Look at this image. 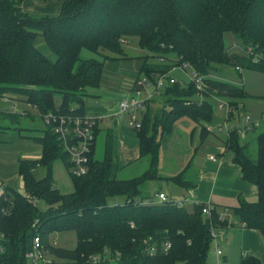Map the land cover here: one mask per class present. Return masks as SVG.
<instances>
[{
    "label": "trees",
    "instance_id": "1",
    "mask_svg": "<svg viewBox=\"0 0 264 264\" xmlns=\"http://www.w3.org/2000/svg\"><path fill=\"white\" fill-rule=\"evenodd\" d=\"M23 1L0 0V95L14 94L40 116L48 112L85 115L86 88L99 86L105 62L81 59V50L107 51L121 56L104 55L106 59H122V42L131 37L138 38L139 46L150 56L169 62L149 64L146 56L141 73L151 81L186 64L203 77L204 90L200 93L191 81L167 85L164 105L153 125L147 104L142 127L134 130L140 157L148 159V167L137 177L113 175L111 140L105 158L94 157L95 130L87 153L88 170L80 177L73 176L74 191L69 194H62L52 181L54 161L62 158L71 165L68 154L52 128L45 125L43 134L33 137L42 147L41 158L19 160L18 174L25 193L9 185L11 211L7 215L1 211L6 202H0V243L4 246L0 263L28 264L25 255L34 236L39 235L47 253L66 260L63 264H209L213 229L233 224L215 209L212 219L207 218L202 212L204 203L188 208L172 199L159 201L155 195H144L143 189L148 181L161 178L160 138L173 131L177 120H210V96L229 99L237 110L238 102L249 97L244 85L232 81L227 70L242 64L264 71V0H41L61 2L58 14L41 16L24 11ZM39 35L45 38L53 58L36 46ZM229 35L241 47H251L252 55L230 52L226 44ZM56 95L62 98L59 106ZM19 116L0 114L12 122ZM208 131L203 126L202 135ZM256 132L259 130L249 133ZM249 137L242 140L233 129L226 138L243 179L258 188V200L241 198L233 213L246 228L258 230L264 238V128L257 135L256 160L249 152ZM39 167L48 172L42 179L35 174ZM170 179L181 185L185 182L183 174ZM116 197L124 201L109 203ZM62 232L75 233L73 249L51 243V236ZM241 264L263 263L247 256Z\"/></svg>",
    "mask_w": 264,
    "mask_h": 264
},
{
    "label": "rangeland",
    "instance_id": "2",
    "mask_svg": "<svg viewBox=\"0 0 264 264\" xmlns=\"http://www.w3.org/2000/svg\"><path fill=\"white\" fill-rule=\"evenodd\" d=\"M38 1L34 0L33 2ZM40 1V0H39ZM45 2V1H44ZM53 2V1H50ZM55 2V1H54ZM60 2V1H59ZM226 44L228 47H232L233 44H238L232 37L229 35L226 38ZM36 46L46 53L50 58L54 57V54L47 48V44L45 38L42 35H39L36 39ZM122 47L124 50V58L117 61L118 63H113L107 66L106 71H104L103 76L105 79L113 76V72L116 73V78L118 79V88L119 91L111 92L109 91L108 86L100 85L98 87H87L85 96L86 101L89 103H93L95 101H110V102H118L123 96V89L125 88L124 79L129 78L134 73L135 77L146 78L147 81V90L142 91V95L139 98H144L145 93L151 96L149 100V109L151 111L152 117V125L154 122V118L159 109H161L164 105V88L157 92L155 83L150 80L146 74H140V66L144 60H146V56H149L148 63L149 64H157V63H169L167 61H161L157 57L150 56V53L147 50L142 49L138 44V38L131 37L128 38L127 41L122 42ZM238 50V51H236ZM230 52H237L239 55H245L239 49L229 50ZM233 52V53H234ZM104 55L108 56H121L114 55L107 51H100V53H96L94 51L88 49H82L80 52L81 59H96L98 61H104L105 63L110 62V60L106 59ZM115 62V61H112ZM135 62H138L136 65ZM240 65L236 64L235 66ZM243 68V74H239L235 72L234 67L228 68L229 78L236 82L239 79V76H245L244 88L247 91L249 97L246 98L243 102L239 101L240 109H233L232 115L228 119V124L233 127L238 125L242 120V116L245 114L246 116H252L253 118L260 117V115L264 116V71H258L253 66H249L250 68ZM178 66L170 68L167 73L179 83L189 82L188 78L182 72ZM115 69V71H113ZM113 71V72H112ZM190 72V70H188ZM133 75V76H134ZM156 82V79H155ZM167 86V85H166ZM113 94V95H112ZM134 94V91H133ZM8 96L12 97L10 102L0 103V110L3 112L9 113H17L23 117H27L24 122H22L21 126H17L12 121L7 122L8 125L6 128H0V176H14L16 178V188L24 194L23 181L22 178L18 174V166L19 160L23 159L24 153L29 151V147H32V143H28L23 140L25 136L38 135V133L34 132L35 125L41 124V120L36 117V121L31 120L29 117L30 112L33 115H37L38 111L23 102H20L19 99L14 95ZM134 96V95H133ZM211 98L209 101L212 104V117L208 121H202L197 123L193 121L189 117H182L176 121L173 131L164 135L161 140V146L159 151V174L167 175L173 173L175 176L178 174L190 173V159L194 153V151L198 150L199 154L202 153L205 149V144H201V133L203 126L210 130L209 133L213 137H224V133L220 130V127H224L227 119L228 111L226 108H220V102H230L229 99L225 97H215ZM62 102V98L60 95H56L55 103L59 106ZM246 109L244 110V106ZM25 113V114H23ZM8 118L5 120V122ZM126 124L128 120H125ZM35 123L32 124V123ZM26 126H25V124ZM29 124V125H28ZM3 124H0V127ZM23 129H20V128ZM129 128V127H128ZM262 129L259 130L262 131ZM153 131V129L151 130ZM259 132L248 135V141L250 144L249 152L252 159H257V135ZM158 138L160 137V132L157 134ZM226 138V137H225ZM110 140V139H109ZM108 144V136L106 132L100 131L97 136L96 150L94 157L99 160H103L105 158V151ZM148 159L142 161L143 164L147 163ZM142 163H139L142 165ZM148 167V164H147ZM71 165H68L66 161L62 158H58L54 161L52 165V181L54 185L59 189L62 194H69L74 191L73 184V175L70 171ZM141 167L136 168L137 170ZM135 170V168H133ZM47 170L44 167H39L35 170V174L38 179H42L47 175ZM138 172L137 174H139ZM160 187H163L164 191L167 193V196L170 199H174V201L183 200V196L179 193L181 192V186L174 183V181H170L166 178L162 179H152L148 181L144 185L143 193L144 195H154L156 191L159 190ZM171 189V190H170ZM173 189V190H172ZM180 197V198H178ZM32 202L37 203V201H33V198H30ZM124 201L123 197H116L109 199V203H122ZM39 206L44 208V205L40 202ZM187 207L190 208L191 205L187 204ZM223 229H219L216 232H221ZM218 235V234H217ZM51 243L59 248L64 249H73L76 245V236L74 232H62L55 233L51 236ZM51 258L58 262L59 264L66 263L67 261L64 259L56 258L51 256ZM216 264V263H215Z\"/></svg>",
    "mask_w": 264,
    "mask_h": 264
},
{
    "label": "crops",
    "instance_id": "3",
    "mask_svg": "<svg viewBox=\"0 0 264 264\" xmlns=\"http://www.w3.org/2000/svg\"><path fill=\"white\" fill-rule=\"evenodd\" d=\"M33 1L34 0H24L22 6L23 10L37 16L56 15L60 12L61 2L59 1ZM117 61H120V59L110 60L108 63L106 62L104 71H106L108 65L118 63ZM135 63L138 65V62ZM142 65L143 62L140 66V74ZM113 71H115V69ZM103 74L99 86L106 85L110 87L108 89L111 92L119 91L120 88L117 86L119 83L116 78L117 74L113 72V76L110 78L107 77L106 79ZM133 75L134 73L129 78L124 79L123 85L125 84V88L122 90L123 96L118 102H101L100 100V102L95 101L89 103L84 97L85 115L100 118L96 127L97 136L100 131H104L108 136V140L110 139L112 142L113 175L120 179H131L141 175L147 169L148 164V160L147 163H142V161L147 158L140 157L137 133L128 123L126 124L125 120H128V117L124 116L120 118L116 115L119 103L125 98L133 97V95L135 96V93L133 94L134 84L139 77ZM140 78H142L141 75ZM148 96L149 93H145L144 99ZM29 114L31 120L36 121L37 117L41 120V124L36 126L34 122L32 123L35 125L34 132L38 133V135L25 136L23 138L24 141L32 143V147H29V151L24 153L23 159L37 160L41 158L42 147L33 141V137L43 134V130L46 126L39 114L33 115L31 112ZM25 119L27 120V117L19 116L18 120H13V123L17 126H21ZM5 120L4 118H0V124H3L1 128L7 127V122H10V119L6 122ZM209 132L210 130L204 136L201 133V144H205V149L200 154L198 150L194 151L190 159L192 171L184 175V184L174 183L181 186V192L179 194L183 196V198H189L190 200L200 203H211L223 218L233 224L217 233L218 235L216 240L213 241L208 257L209 264H241L242 259L247 256L256 257L264 264L263 236L258 230L246 228L233 213V209L239 206L241 198L248 202H256L258 200V188L243 179L240 166L234 162V153L227 149L226 136L213 137ZM250 134L251 133L248 135ZM209 155H216L220 160L216 162L211 161L209 160ZM139 163H142V165ZM138 167L141 168L137 170L136 168ZM133 168H135V170H133ZM138 172L140 173L137 174ZM159 175L161 177L159 179L166 178L170 181H172L170 178L175 176L173 173ZM2 178L5 179L10 186L17 187L15 185L16 178H14V176H4ZM159 192L167 196L163 187H160L159 190L154 193L156 198ZM216 247L220 248L222 251L220 258L216 255Z\"/></svg>",
    "mask_w": 264,
    "mask_h": 264
},
{
    "label": "built area",
    "instance_id": "4",
    "mask_svg": "<svg viewBox=\"0 0 264 264\" xmlns=\"http://www.w3.org/2000/svg\"><path fill=\"white\" fill-rule=\"evenodd\" d=\"M239 49L245 55H252V48L247 47L243 48L239 44H233L232 47H229V50ZM256 59V58H255ZM182 72L186 75L189 81L193 82L197 90L202 93L204 90L203 77L199 76L194 70H192L186 64L178 66ZM235 72L243 74V68L240 65L234 67ZM190 70V72H188ZM176 80L172 78L169 73H161L156 77L155 87L157 92L161 91L166 85L174 84ZM238 85H244L245 76H239V80L235 82ZM147 90V81L146 78H139L134 84V93L135 96L130 98H125L119 103L118 111L116 115L120 118L127 116L128 124L133 129H140L143 124V118L147 111V102L151 99L149 95L146 99L139 98L142 95L143 90ZM218 97L214 96L213 98ZM12 97L7 94L0 95V103L10 102ZM220 108H226L228 111L227 119L224 127H220V130L225 134L226 138L229 137L230 132L233 129H236L240 134L242 140L246 139L249 132L253 130H260L264 128V116L253 118L252 116H242V120L238 125L231 127L228 124V119L232 115L233 108L229 102H220ZM3 111L0 110V114ZM25 114V113H23ZM1 118V117H0ZM43 122L46 126L52 128L53 132L57 135L58 139L62 142L65 152L68 154L69 161L71 163V174L75 177H80L84 175L87 168V153L90 148V144L94 139V132L98 125L100 118L88 116V115H73V114H61L55 112H48L41 116ZM209 160L219 161L220 158L216 155H209ZM9 184L0 176V202H6V205L2 206V213L7 215L11 211L9 203L11 202L9 197ZM159 201H166L169 198L164 193L157 194ZM36 201V200H33ZM178 205L187 206V204H198L200 202L190 200L189 198H184L181 201H175ZM214 206L211 203H204L202 207L203 214L212 219ZM222 219V218H220ZM217 230L214 228L212 235L213 240H216ZM166 247H170V244L167 243ZM154 248H151V253H154ZM216 255L218 258L221 257L222 251L220 248L216 247ZM4 252V246L0 243V254ZM28 264H54V260L45 250L41 237L39 235L34 236L32 241V246L25 255ZM94 260H99V257H95ZM1 264V263H0ZM219 264V263H217Z\"/></svg>",
    "mask_w": 264,
    "mask_h": 264
}]
</instances>
